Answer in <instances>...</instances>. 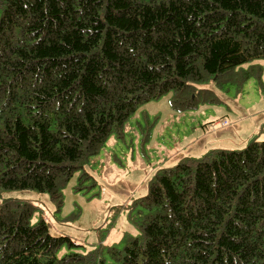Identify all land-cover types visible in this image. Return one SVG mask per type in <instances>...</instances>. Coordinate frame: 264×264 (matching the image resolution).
Masks as SVG:
<instances>
[{
    "label": "trees",
    "instance_id": "1",
    "mask_svg": "<svg viewBox=\"0 0 264 264\" xmlns=\"http://www.w3.org/2000/svg\"><path fill=\"white\" fill-rule=\"evenodd\" d=\"M258 58L264 0H0V191L59 210L140 104L171 91L172 108H196L211 91L198 83ZM147 190L137 233L86 251L3 199L0 264H264V140L184 157Z\"/></svg>",
    "mask_w": 264,
    "mask_h": 264
},
{
    "label": "rangeland",
    "instance_id": "2",
    "mask_svg": "<svg viewBox=\"0 0 264 264\" xmlns=\"http://www.w3.org/2000/svg\"><path fill=\"white\" fill-rule=\"evenodd\" d=\"M233 71L198 83L211 91L196 108H172L171 91L140 104L128 117L123 136L110 135L99 153L70 177L61 190L59 210L47 192L32 189L2 190L0 202H32L38 208L34 218L44 216L51 233L69 236L82 245L81 251L102 243L123 247L126 237L137 233L135 220L143 210L133 201L147 193L156 172L184 157H201L215 148L242 149L252 139L264 140V58ZM221 120L227 124L220 126Z\"/></svg>",
    "mask_w": 264,
    "mask_h": 264
},
{
    "label": "built area",
    "instance_id": "3",
    "mask_svg": "<svg viewBox=\"0 0 264 264\" xmlns=\"http://www.w3.org/2000/svg\"><path fill=\"white\" fill-rule=\"evenodd\" d=\"M218 124H219L220 126H224V125L227 124V121H226V120H221V121L218 122Z\"/></svg>",
    "mask_w": 264,
    "mask_h": 264
}]
</instances>
